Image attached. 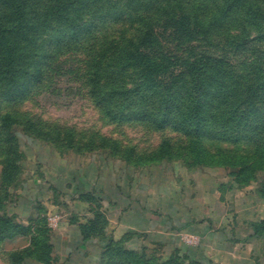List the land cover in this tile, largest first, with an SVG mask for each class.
<instances>
[{
  "label": "rangeland",
  "instance_id": "obj_1",
  "mask_svg": "<svg viewBox=\"0 0 264 264\" xmlns=\"http://www.w3.org/2000/svg\"><path fill=\"white\" fill-rule=\"evenodd\" d=\"M17 2L26 29L19 43L14 40L22 62L13 73L1 64L0 45V218L29 232L9 231L12 236L0 240V264H101L99 239L81 245L74 226L93 220L98 206L106 214L105 233L133 240L129 246L152 264H264V230L257 231L264 222V161H251L256 150L245 140L203 137L209 152L237 154L210 159L186 133L187 125L192 133L202 129L194 114L208 98L187 78L188 66H202L207 57L225 59L226 75L245 87L228 131L259 122L264 0ZM55 2L69 8L62 15L70 21L61 25L48 12ZM14 5L0 0V28L14 23ZM74 30L80 37L68 36ZM62 31L68 38L54 42ZM131 41L130 49L139 45L145 58L146 75L158 64V86L147 96L155 100L145 109L150 118L123 121L133 95L109 96L105 107L112 111L106 113L92 93L93 73L101 52L125 50ZM111 57L114 68L118 58ZM38 59L41 71L28 80ZM130 64L111 81L134 90L141 77ZM138 101L132 100L131 111L138 112ZM4 227L0 219V231Z\"/></svg>",
  "mask_w": 264,
  "mask_h": 264
},
{
  "label": "trees",
  "instance_id": "obj_2",
  "mask_svg": "<svg viewBox=\"0 0 264 264\" xmlns=\"http://www.w3.org/2000/svg\"><path fill=\"white\" fill-rule=\"evenodd\" d=\"M13 1L15 2L14 11L17 13L15 21L9 28H0V45H2L3 48L1 64L7 72L9 70L11 73L17 70V66L22 62V56L19 57L18 55L20 45H16L18 48L15 47L14 40L18 37L19 43V38H22L20 33L24 32L26 29V25L24 24L25 16H23L24 8L21 6L20 2H17L18 0ZM54 5L55 6L52 5L48 9V12L50 14L56 15V22H59L62 25L64 21L71 20L67 17V15L65 18V15H62H69V8L65 7L62 2H55ZM247 14H249V10ZM191 25L192 24L190 23L186 24L189 31ZM184 26L185 25L181 24L180 30L184 28ZM82 29L83 26L78 28L79 31ZM66 34L67 33L64 31L60 32L58 35L56 34L53 41L56 43H61L66 38H68V36L72 38L80 37V33H78L76 30H74L72 34H68V36H66ZM122 40L127 42L126 37H124ZM113 43L116 44V41L114 40ZM145 43L146 42H144L143 45H145ZM128 44L129 46L126 47L125 50H120L121 48L118 47L117 50H112V52L106 51L99 54L95 65L97 70L93 73V77L96 80L94 84L97 86L92 93H98V104L105 109L106 113H111L112 111L110 110L111 108L109 110L106 109L107 103L110 100L109 96H120L121 91L124 94L129 93L130 95H133V97H131L130 102L127 103L126 109H128V112L126 115H124L123 121H127L128 119H147L150 118V115L145 112V109L149 104L155 101L151 100L147 96L155 95L157 93V70L155 69L158 67V64H152V66H150V70L147 71L148 74L146 75L144 70L145 58L143 57L142 53H140V48L138 47L139 45H135L130 49L132 41ZM113 55L114 58L115 56L118 58L116 60L117 63H114V68H109L110 62L112 60L111 58H113L111 56ZM206 59L207 60L202 64V66H197L196 63L189 64L188 66L189 74L187 78H190L192 82H195L196 85L200 87V93L205 94V96L207 94L208 98L206 100L205 106H201V108L196 110L197 113L194 114V116L198 119L201 118V120H199L198 126L203 124L202 129H197V131L192 133L189 132V128L192 127V125H187L186 128L188 129L186 130L188 131H186V133L192 134L190 136L196 138L197 143H199L201 146L200 151L205 157L210 159H227V157H237V154H235L233 151L223 149L209 152V149L204 146V142L202 140L203 137H206L209 140L221 142L224 141L231 144L241 143L245 140L249 144H252L256 150V154L250 158L251 161H257L256 163L264 161V113L261 110V113L257 118L259 122L246 126V130L241 129L236 131L235 128V132L228 131L230 130L228 129V125H232L231 122L234 121L235 116L238 113V106L244 103L243 92L245 87L241 85V79H237L234 75H232V77H228V75H226L225 68L227 66V61L225 59H216L211 57H207ZM105 60L107 62L106 66L109 68L108 70L103 67ZM131 60H133L134 65L138 67L139 74L137 76L141 77L138 80L139 84H136V88L134 90H129L127 87L120 88V86H116L117 84H115L114 81H111L115 79V77L126 72L127 66H131ZM41 61L42 60L40 59L33 60V64L31 66H33L34 72L28 78V80L37 78V75L40 73L41 67L43 65ZM173 66L174 65H172V68ZM20 67L21 65L19 66V69ZM200 69H205L206 71L201 74ZM212 69L216 70H214L213 75L208 76L206 79L208 70ZM24 87L25 85L18 87V93H22L24 91ZM175 93H177V91ZM223 95L225 97L223 99H219L222 98ZM7 96L10 97L9 94H7ZM136 97L139 99L138 106H140L138 112L130 110L132 105L131 102ZM213 100L216 101L212 102ZM212 108H214L215 112L211 111ZM174 113L175 111L171 110V115ZM240 161L242 160H239V162ZM221 163L222 165H228L226 162ZM88 201H90V199H88ZM99 208L100 206H98L95 211L94 219L91 220L87 225L82 226L84 241H89L94 237H106L104 226H107V223L104 219V213ZM0 219H2L4 226H6L0 231V240H5L8 237H11L12 235L9 234L10 232H18L22 235H26V233L29 232V228L15 223L14 220L8 216H3ZM261 230H264V222H262L260 227L257 229V231ZM21 254L22 253H18L17 255L19 256ZM22 259L23 258L21 257L20 260L22 261ZM101 264H152V262L146 259L143 253L134 250H128L120 243L116 244L113 241H110L109 245L105 248V253L101 259ZM156 264H158V262Z\"/></svg>",
  "mask_w": 264,
  "mask_h": 264
},
{
  "label": "crops",
  "instance_id": "obj_3",
  "mask_svg": "<svg viewBox=\"0 0 264 264\" xmlns=\"http://www.w3.org/2000/svg\"><path fill=\"white\" fill-rule=\"evenodd\" d=\"M103 213H104V215H106L105 214V212H104V210L103 209H100ZM95 211L96 210H94L93 212H91V214H92V216H94L95 217ZM90 214V215H91ZM91 217V216H90ZM87 218L86 220H84V221H80V222H76V223H74V226L76 225V228H77V230H78V232H79V241L81 242V245L83 244H86L87 242L89 243L91 240H93V238L91 239V240H89V241H84V236H83V233H82V226H84V225H87L90 221H91V219L92 218ZM107 217V216H106ZM107 220H108V218H107ZM99 240H97V242L99 243V245H100V248H101V259H102V256H103V254L105 253V248L109 245V243H110V241H113L114 243H120L121 245H123L126 249H128V250H134V251H136V249H134V248H131L129 245H130V243H132V241L133 240H121V238H112V237H110L108 234H106V237H97ZM112 239V240H111Z\"/></svg>",
  "mask_w": 264,
  "mask_h": 264
}]
</instances>
